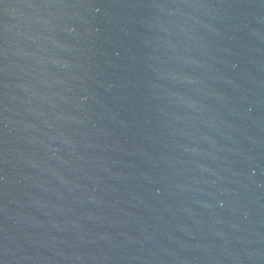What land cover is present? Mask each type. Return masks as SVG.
<instances>
[{
  "label": "water",
  "instance_id": "95a60500",
  "mask_svg": "<svg viewBox=\"0 0 264 264\" xmlns=\"http://www.w3.org/2000/svg\"><path fill=\"white\" fill-rule=\"evenodd\" d=\"M0 264H264V0H0Z\"/></svg>",
  "mask_w": 264,
  "mask_h": 264
}]
</instances>
